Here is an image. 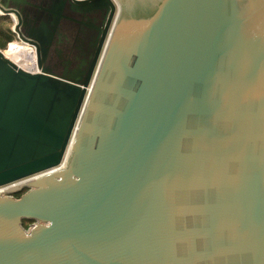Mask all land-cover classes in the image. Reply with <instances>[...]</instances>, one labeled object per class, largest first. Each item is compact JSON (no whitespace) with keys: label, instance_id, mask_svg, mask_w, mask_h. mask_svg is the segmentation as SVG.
I'll return each mask as SVG.
<instances>
[{"label":"water","instance_id":"1","mask_svg":"<svg viewBox=\"0 0 264 264\" xmlns=\"http://www.w3.org/2000/svg\"><path fill=\"white\" fill-rule=\"evenodd\" d=\"M0 10V264H264V0Z\"/></svg>","mask_w":264,"mask_h":264},{"label":"bare ground","instance_id":"2","mask_svg":"<svg viewBox=\"0 0 264 264\" xmlns=\"http://www.w3.org/2000/svg\"><path fill=\"white\" fill-rule=\"evenodd\" d=\"M16 42H17V44L14 45L8 53L4 52V54L6 55L7 58H9L12 62L17 64L19 67H21L24 70L27 69L26 71L30 72L32 70V68L35 67V65H33L34 60L30 61L31 49L26 44H20V42H18V41H16ZM35 179H36V177H32L26 181L18 182L15 185H11V186L1 188L0 192H6L9 189H15L19 185L28 184L31 181H34Z\"/></svg>","mask_w":264,"mask_h":264},{"label":"flooded vegetation","instance_id":"3","mask_svg":"<svg viewBox=\"0 0 264 264\" xmlns=\"http://www.w3.org/2000/svg\"><path fill=\"white\" fill-rule=\"evenodd\" d=\"M42 0H30V2H33L34 4H39ZM7 16V15H6ZM8 17H12V16H8ZM17 18V17H16ZM87 20V19H85ZM18 21V20H17ZM74 26V24H71L69 22L63 21L62 23V28H61V33H63L65 36H69V30ZM94 36H96V32H93ZM19 42V41H18ZM25 44V43H24ZM28 45V44H26ZM29 46V45H28ZM71 46L70 43L65 42L64 45H59L58 47L61 49L57 52V50H54L53 52V60L51 61V64H58L61 66H65L67 64V62H69V59L67 57V54L69 56V51L68 48ZM31 49V57H30V61H33V65L38 66V62H37V56H36V51L35 48L32 46H29ZM56 49H57V45H56ZM34 57V58H33ZM70 58V57H69ZM72 59V58H71ZM35 63V64H34ZM34 67V68H35ZM61 68V67H60ZM35 70V69H34Z\"/></svg>","mask_w":264,"mask_h":264},{"label":"trees","instance_id":"4","mask_svg":"<svg viewBox=\"0 0 264 264\" xmlns=\"http://www.w3.org/2000/svg\"><path fill=\"white\" fill-rule=\"evenodd\" d=\"M10 23L11 20L9 19L8 16H0V49L4 50V52L10 49V47L15 43L13 41L16 38V34L9 28L8 24ZM27 190L28 189L25 188L22 192L17 193L15 197L17 198L20 197L25 192H27ZM30 223L31 222H25L24 223L25 228H28Z\"/></svg>","mask_w":264,"mask_h":264},{"label":"rangeland","instance_id":"5","mask_svg":"<svg viewBox=\"0 0 264 264\" xmlns=\"http://www.w3.org/2000/svg\"><path fill=\"white\" fill-rule=\"evenodd\" d=\"M13 17L14 16H12V17H9V19L11 20V23L10 24H8L9 25V28L11 29V30H13V27H14V22H13ZM15 18V17H14ZM16 41H19V39H18V36L16 35V38H15V40L13 41V42H15L11 47H10V49H8L7 51H6V53H8L11 49H12V47L14 46V45H16L17 44V42ZM20 42V44H24L23 42H21V41H19ZM25 44H27V43H25ZM29 45V44H28ZM29 46H31V45H29ZM28 46V47H29ZM8 47H9V45H8ZM7 47V48H8ZM6 48V49H7ZM30 48V47H29ZM5 49V50H6ZM25 70H27V69H25ZM18 187H20V186H18ZM17 188V187H16ZM25 189V188H24ZM24 189H17L15 192H5L7 195H13V196H15L17 193H19V192H22ZM9 190H12V189H9ZM9 190H7V191H9Z\"/></svg>","mask_w":264,"mask_h":264},{"label":"built area","instance_id":"6","mask_svg":"<svg viewBox=\"0 0 264 264\" xmlns=\"http://www.w3.org/2000/svg\"><path fill=\"white\" fill-rule=\"evenodd\" d=\"M0 16H6L5 15V13H3L1 10H0ZM13 16V15H12ZM15 17V16H14ZM13 17V22H14V27H13V32H15V28H16V23H17V19H16V17L14 18ZM17 35V34H16ZM35 69V70H34ZM31 73H37V72H39V70H38V66H36L35 68H32V70L30 71ZM30 179V178H29ZM26 180H28V179H25V180H22V181H20V182H23V181H26ZM26 185V184H25ZM19 186H23V185H19Z\"/></svg>","mask_w":264,"mask_h":264}]
</instances>
